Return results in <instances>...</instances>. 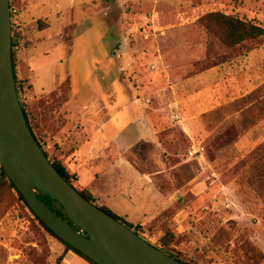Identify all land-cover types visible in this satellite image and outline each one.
<instances>
[{"label": "rangeland", "instance_id": "374dc122", "mask_svg": "<svg viewBox=\"0 0 264 264\" xmlns=\"http://www.w3.org/2000/svg\"><path fill=\"white\" fill-rule=\"evenodd\" d=\"M95 1L76 0L74 25L65 22V86L58 96L66 100L79 94L80 100L103 105L102 115L109 117L115 104L113 82L120 76L138 91L151 93L163 86L164 107L160 105L159 112L166 119L158 142L137 144L129 157L170 204L159 219L162 225L154 223L152 232L140 235L157 243L168 233L174 238L167 252L191 264H264V36L229 47L218 38V29H207L195 20L206 12L221 11L264 28V0H193L190 5L185 0ZM10 2L17 52L29 27L21 17L24 1ZM147 16L150 20L157 16L156 26L166 20L170 26L185 25L179 23L185 17L195 20L185 31H171L172 37L157 30L163 70L156 78L154 42L131 33L140 28L154 31L147 21L131 22ZM127 33L130 39H121ZM118 42L131 48L142 42L153 50L132 55L131 66L119 52L124 68L120 71L114 52ZM203 76L211 86L192 93L191 80L207 83ZM207 94L212 101L205 107ZM31 98V94L25 98V107L38 132ZM148 104L150 108L156 102ZM175 114L182 123L172 119ZM120 118L126 122L124 114ZM137 135L132 126L120 142L133 143ZM45 139L52 146L51 158H57L53 142ZM69 252L15 189L4 188L0 264H69Z\"/></svg>", "mask_w": 264, "mask_h": 264}, {"label": "crops", "instance_id": "0c3cea01", "mask_svg": "<svg viewBox=\"0 0 264 264\" xmlns=\"http://www.w3.org/2000/svg\"><path fill=\"white\" fill-rule=\"evenodd\" d=\"M23 1L21 17L23 25L29 27V33L18 53L16 72L29 87L36 128L53 142L56 157L71 174L77 175V183L94 195L99 206H106L134 226L140 225L147 232H152L154 223L156 227L161 224L159 219L169 206L170 199L154 186L149 175L142 172L129 156L132 149L141 142H158V133L163 128V119H166L159 112L161 102L165 100L161 93L163 86L155 88L151 93L139 88L140 92L120 76L119 82H113L114 90L111 93L115 97V104L111 106L114 110L109 117L102 115L105 109L103 105L87 103L84 98L80 100L79 94L72 97L71 94L70 99L66 100L59 97L65 86V22L73 24L76 0ZM83 1L86 4L95 0ZM192 1L185 0L189 5ZM144 18H133L131 22L147 21L153 24L154 31L147 32L140 28L138 32L131 33L139 39L147 37L154 42L156 66L152 67L155 68L153 78H156L163 70V62L158 59L162 50L157 30H163L172 37L171 31H185L195 20L180 18L179 23L184 22L185 25L180 23L176 27L167 25L168 20L156 26L157 16L152 17L153 20H150L151 16ZM41 21L44 23L39 27ZM129 33L125 38L120 36L121 39H130ZM151 49L142 45V42L133 48L118 42L114 52L119 70L124 69L121 67L122 61L118 60L119 52L125 54V64L131 66L134 59L132 55L134 57V54L150 52ZM190 83L194 84V94L198 88L207 89L211 86L208 82L199 83L198 79ZM55 97L58 103L54 102ZM52 101L56 105H52ZM152 101L156 105L149 108L148 103ZM211 101L212 96L207 94L204 106ZM121 114L126 116L124 123ZM193 117L195 119L197 115ZM172 119L182 123L179 114L173 115ZM132 126L138 133L135 141L128 145L122 144L121 138ZM67 256L69 264H89L73 252Z\"/></svg>", "mask_w": 264, "mask_h": 264}, {"label": "water", "instance_id": "95a60500", "mask_svg": "<svg viewBox=\"0 0 264 264\" xmlns=\"http://www.w3.org/2000/svg\"><path fill=\"white\" fill-rule=\"evenodd\" d=\"M0 166L63 241L97 264H185L88 201L54 168L19 100L10 0H0Z\"/></svg>", "mask_w": 264, "mask_h": 264}, {"label": "trees", "instance_id": "16d2710c", "mask_svg": "<svg viewBox=\"0 0 264 264\" xmlns=\"http://www.w3.org/2000/svg\"><path fill=\"white\" fill-rule=\"evenodd\" d=\"M10 6H12V2H10ZM196 21H200L203 25H206L207 29H213L217 30L218 38L221 40V42L229 47H234L236 45H239L243 43L244 41L256 39L258 37L264 36V28L258 25H255L252 22H248L243 19H239L233 15L226 14L221 11H211L206 12L200 17H196ZM17 45V40L15 37H12V61H13V69L15 74V80H16V86H17V92H20V90L23 88V84L25 81L23 79H20L16 72V58H18L19 50L16 52L15 48ZM22 109L25 115V118L27 120V123L29 124V127L35 137V139L39 142L41 148L43 149L42 142L45 140L46 136H44L40 131L35 132V128L33 127V124L31 122V119L29 118V113L26 110L25 103L22 102ZM38 133V134H37ZM45 155L48 157L49 161L52 163L54 168L61 174V176L72 186L74 187L83 197H85L88 201L91 203L97 205L99 208H101L103 211H105L107 214L113 216L116 220L120 221L130 229H133L134 232L137 234H144L145 229L140 226H134L130 222H128L125 218L120 217L113 213L109 208L106 206H99L96 202V198L94 195L87 190L86 188L81 187L79 184H77L78 177L75 174H71L61 163V161L58 158H54L50 153L47 151H44ZM4 188H12L15 189L18 193L19 197L22 199V201L27 205L31 213L36 217V219L42 224V226L53 236L55 237L59 242H61L67 251H71L78 256H80L82 259H84L89 264H97L84 254H82L80 251L63 241L60 237H58L52 230H50L46 224L40 220V218L34 213V211L30 208V206L25 201L22 194L17 190L15 185L10 181L7 174L3 170V168L0 166V196L2 195V192ZM162 216V215H161ZM162 225V224H161ZM173 236L168 235V233L164 232L163 235L157 240V243H152L157 248L164 250L167 252L166 247H168L172 241ZM149 240V239H148ZM151 242V241H149ZM168 253V252H167ZM171 256L175 257L176 259L182 261L185 264H191L187 261L182 260L177 255H174L173 253H168Z\"/></svg>", "mask_w": 264, "mask_h": 264}, {"label": "built area", "instance_id": "2783aa9c", "mask_svg": "<svg viewBox=\"0 0 264 264\" xmlns=\"http://www.w3.org/2000/svg\"><path fill=\"white\" fill-rule=\"evenodd\" d=\"M14 11L15 10L13 8H11V16L13 15ZM18 97H19V100L21 103L22 102L26 103L27 101L25 100V98L26 99L30 98V90L27 87L26 83L23 84V88L20 90V92H18ZM42 146H43V149H45V151H47L48 153L50 152V150L52 148L50 142L47 139H45L42 142Z\"/></svg>", "mask_w": 264, "mask_h": 264}]
</instances>
